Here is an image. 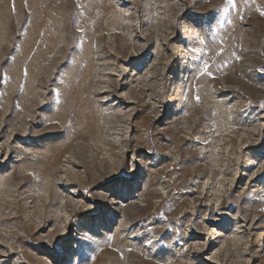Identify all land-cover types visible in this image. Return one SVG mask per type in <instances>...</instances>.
Listing matches in <instances>:
<instances>
[{"label":"rangeland","instance_id":"374dc122","mask_svg":"<svg viewBox=\"0 0 264 264\" xmlns=\"http://www.w3.org/2000/svg\"><path fill=\"white\" fill-rule=\"evenodd\" d=\"M262 11L0 0V264H264Z\"/></svg>","mask_w":264,"mask_h":264},{"label":"bare ground","instance_id":"6f19581e","mask_svg":"<svg viewBox=\"0 0 264 264\" xmlns=\"http://www.w3.org/2000/svg\"><path fill=\"white\" fill-rule=\"evenodd\" d=\"M87 118H89V117L87 116ZM89 122H90V120H89ZM88 125L91 126V123H88ZM54 157H55V154L53 152L51 154L45 156V158H44V160L42 162V166L39 169V174H46L48 171H50L52 169V166L54 165V161H55V158H56V157L55 158ZM77 177L80 178L79 176H77ZM51 201L52 200H50V202ZM72 264H74V261H72Z\"/></svg>","mask_w":264,"mask_h":264},{"label":"snow or ice","instance_id":"6c2138e0","mask_svg":"<svg viewBox=\"0 0 264 264\" xmlns=\"http://www.w3.org/2000/svg\"><path fill=\"white\" fill-rule=\"evenodd\" d=\"M227 4L235 7V0H227ZM261 15H264V11L261 12ZM207 63L204 64V71H207ZM199 100V97L197 96V101Z\"/></svg>","mask_w":264,"mask_h":264}]
</instances>
